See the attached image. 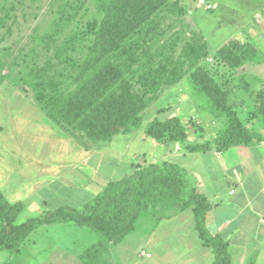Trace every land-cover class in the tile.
<instances>
[{"label":"rangeland","instance_id":"374dc122","mask_svg":"<svg viewBox=\"0 0 264 264\" xmlns=\"http://www.w3.org/2000/svg\"><path fill=\"white\" fill-rule=\"evenodd\" d=\"M179 1L185 14L165 17V24L171 25L167 34L185 31L179 48L185 41L196 42L197 36L205 40L209 53L201 64L212 71L213 77L219 81L220 77H228L225 68L217 67L215 53L232 40L253 43L264 58V0H206L212 4L208 10L199 7L197 0ZM99 2L0 0V191L9 202L24 204L20 221L61 206L79 209L99 195L108 178L132 173L134 165L167 160L180 166V155L186 152L179 142L160 143L144 136L146 125L155 119L180 117L189 134L186 141L191 143L211 141L225 120L210 113L206 97L193 89L186 74L174 84L162 85L158 96L143 110L136 129L116 134L100 145L85 138L81 131L70 133L56 124L41 106L47 97L36 96L42 91L65 94L75 86L93 38L86 32L88 24L100 16ZM67 39L66 49L56 55L57 47ZM39 69L45 70L43 76L48 81L38 75ZM238 71L249 75L246 98L252 105L247 111L235 109L246 121L255 103L250 95L264 89V63L247 64ZM223 80L222 85L232 88L228 104L237 106L246 84L241 77L228 78L225 83ZM258 130L264 134V130ZM42 225L34 233L39 238L36 253L41 254V248L55 247L62 258L71 259L55 245V229ZM140 229L144 226L138 225L136 231ZM130 237L131 242L138 243ZM65 243L60 245L64 247ZM5 255L0 251V258Z\"/></svg>","mask_w":264,"mask_h":264},{"label":"trees","instance_id":"16d2710c","mask_svg":"<svg viewBox=\"0 0 264 264\" xmlns=\"http://www.w3.org/2000/svg\"><path fill=\"white\" fill-rule=\"evenodd\" d=\"M185 11L179 0H100V16L88 24L86 32L93 38L75 77V86L65 94L38 93L37 98L47 97L46 101L40 100L44 111L64 131H81L85 138L100 145L116 134L136 129L143 110L158 96L162 85L174 84L188 74L193 89L206 97L210 113L215 118H225L217 135L211 141L187 142L189 134L181 118L171 116L149 122L145 137L160 143L179 142L185 152L222 151L240 144L264 143V134L258 130H264V89L251 92L254 109L246 121L240 119L228 104V91L222 87L221 80H228L220 77L219 81L201 64L209 53L207 42L197 36L196 42L185 41L179 48L184 30L167 34L171 25L165 24V17H179ZM68 42L67 39L57 47L56 55L66 49ZM258 52L259 48L249 41L232 40L217 49V67L225 68L229 77L249 61L262 62L264 58ZM44 71L39 69L38 75L48 81ZM241 80L249 89L246 79ZM137 167L134 165L130 174L109 180L99 195L79 209L61 206L21 221L24 204L9 202L0 191V250L17 252L42 224L72 222L97 236L80 258L86 264H98V258L105 259L101 250L132 231L151 205H159L160 211L192 207L201 238L213 248L215 259L211 264H231L227 242L206 232L204 215L209 204L192 187L184 170L167 160Z\"/></svg>","mask_w":264,"mask_h":264},{"label":"crops","instance_id":"0c3cea01","mask_svg":"<svg viewBox=\"0 0 264 264\" xmlns=\"http://www.w3.org/2000/svg\"><path fill=\"white\" fill-rule=\"evenodd\" d=\"M262 9L264 14V6ZM251 63L259 65L264 60L249 61L240 68ZM240 68L225 78H249L247 73L238 71ZM245 89L237 106L233 107L238 111H247L252 105ZM229 90L228 93L232 88ZM227 96L232 101L229 94ZM217 125L218 128L219 123ZM180 156V167L192 187L209 204L204 215L206 232L227 242L231 264H264V143L240 144L222 151L182 152ZM159 209V205H151L138 218L132 231L101 250L105 259L98 258V264H211L215 254L200 236L192 207ZM155 210L158 213H153ZM138 225H143L144 229L136 231ZM42 226L55 229V245L70 254L71 259L62 258L55 247L41 248V254H37L39 238L34 237L37 227L17 252L0 250L6 254L0 258V264H86L80 254L97 241L94 232L72 222ZM87 231L90 234L86 241ZM130 236L138 243L131 242ZM62 241L67 245L61 246Z\"/></svg>","mask_w":264,"mask_h":264},{"label":"built area","instance_id":"2783aa9c","mask_svg":"<svg viewBox=\"0 0 264 264\" xmlns=\"http://www.w3.org/2000/svg\"><path fill=\"white\" fill-rule=\"evenodd\" d=\"M197 2H198L197 4L199 7H203L206 10L212 8V4L206 0H198Z\"/></svg>","mask_w":264,"mask_h":264}]
</instances>
